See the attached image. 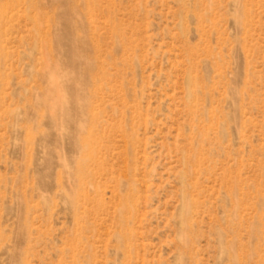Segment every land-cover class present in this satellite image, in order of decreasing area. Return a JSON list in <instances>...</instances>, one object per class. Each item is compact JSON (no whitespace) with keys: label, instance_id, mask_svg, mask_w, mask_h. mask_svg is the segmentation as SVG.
I'll list each match as a JSON object with an SVG mask.
<instances>
[{"label":"rangeland","instance_id":"obj_1","mask_svg":"<svg viewBox=\"0 0 264 264\" xmlns=\"http://www.w3.org/2000/svg\"><path fill=\"white\" fill-rule=\"evenodd\" d=\"M0 264H264V0H0Z\"/></svg>","mask_w":264,"mask_h":264}]
</instances>
